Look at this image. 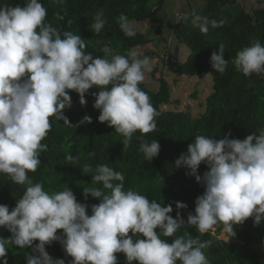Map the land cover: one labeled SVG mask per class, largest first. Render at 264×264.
Masks as SVG:
<instances>
[{"label": "clouds", "instance_id": "9594fccd", "mask_svg": "<svg viewBox=\"0 0 264 264\" xmlns=\"http://www.w3.org/2000/svg\"><path fill=\"white\" fill-rule=\"evenodd\" d=\"M53 2L65 4V0ZM47 15L41 0H26L23 7L0 6V173L26 186L11 211L0 205V228L11 233L9 239L0 238V264H8L9 246L32 248L26 264H65L45 251L54 241H60L71 264H118L117 253L125 255L127 264H211L204 251L211 240L201 241L187 232L176 235L185 227L179 211L174 219L171 204L162 206L137 190H125L123 173L107 164L95 168L85 164L82 169L84 174L93 173V186L83 190L85 199L90 195L100 201L92 205L91 215L69 188L50 194L42 182L34 183L29 177L47 151L42 141L52 129L50 118L73 127L63 114L71 108L70 91L79 95L83 105L88 91L99 89L94 94L98 120L123 137V146L130 145L137 132L142 136L154 132L161 115L139 87L152 71L148 56L136 49L122 55L106 47L104 57H94L85 51V39L46 22ZM55 19L63 21L64 16L58 12ZM183 19L178 17V22ZM190 22L206 35L226 21L210 20L193 10ZM117 23L125 36H136L135 22L127 16L121 14ZM106 24L98 12L90 29L99 34ZM225 47L219 43L218 53L210 58L211 67L220 75L228 66ZM233 63L245 76L264 75V45L253 41L236 54ZM84 122L92 121L85 116ZM230 135L220 140L197 135L175 161L176 168L190 169L187 174L197 183L201 182L199 166L204 163L209 169L203 178L205 191L195 201V215L187 217V225L201 234L215 233L222 224L223 233L232 238L234 225L250 217L256 225L264 220V128L243 140L229 139ZM139 150L151 162L160 144L144 140ZM65 160L71 164L75 158L67 154ZM176 208L187 205L176 202ZM173 237L171 242L165 239ZM35 241L39 243L33 247Z\"/></svg>", "mask_w": 264, "mask_h": 264}, {"label": "trees", "instance_id": "16d2710c", "mask_svg": "<svg viewBox=\"0 0 264 264\" xmlns=\"http://www.w3.org/2000/svg\"><path fill=\"white\" fill-rule=\"evenodd\" d=\"M164 2L165 0H65L64 5H58L53 0H41L48 11L46 22L62 32L71 31L80 35L86 40L85 51L94 57H104L103 50L106 47L122 55H127L132 49L146 47L150 41L144 34L137 32L135 37L125 36L117 19L123 14L134 22H158L157 13ZM25 3L26 0H0V6L23 7ZM203 4L201 9L191 8L184 16L185 19L179 22L177 19L173 27L174 38L189 49L187 58L174 70V75L193 78L211 74L210 93L208 90L203 96L202 91H197V88L189 91L187 98L192 101V105L183 107L181 99L173 96L177 89L175 81L169 82L159 77L157 91L146 88L144 83L140 84L139 87L150 96L153 106L161 115L156 118L157 128L154 132L144 136L137 132L133 135L131 144L123 146V137L113 127L98 120L100 111L94 108V94L99 89H90L84 97L86 103L83 105L79 95L70 91L71 108L63 110V114L73 127L64 125L63 121H56L54 117L50 118L52 129L42 141L48 145L47 151L41 154V165L37 171L28 175L34 183L42 182L44 190L50 194L69 188L77 202L88 206V215H91L92 205H98L100 201L90 195L85 199L83 190L93 186V173L84 174L82 169L85 164L93 168L98 164H107L123 173L125 190H137L150 201L155 200L162 206L171 204L174 219L179 211L185 227L176 235L187 232L192 238L211 240V246L204 250L211 264H264V220L256 225L250 217L243 224L234 225L236 235L232 238L223 233L222 224L216 227L215 233L203 234L187 225L189 213L195 215L197 197L205 191L203 178L209 169L204 163L199 166L197 175L201 177V182L197 183L194 176L187 174L190 169L175 167L176 159L187 152L188 145L197 135L203 134L220 140L231 133L229 139L243 140L254 132L258 134V130L264 128V75L245 76L237 71L233 63L236 54L253 41L264 45V8L259 4L258 7L246 10L237 0H204ZM193 10L210 20L226 22L222 27L210 28L206 35L202 34L199 29L191 26ZM58 12L64 16L63 21L55 19ZM98 12L103 13L107 24L96 34L92 32L90 25ZM219 43L225 44L224 59L228 61L223 75L217 74L211 67L210 58L213 52L218 53ZM193 105L199 107L197 113L191 109ZM85 116L90 117L92 122L81 123ZM144 140H157L160 144L159 154L151 162L145 161L139 150ZM90 152L95 155L90 157ZM67 154L75 158L74 163L70 164L65 160ZM25 190L26 186L18 185L7 175L0 173V205L8 206L11 211ZM176 202L186 204L187 208L178 210ZM57 235L62 236V230H58ZM10 237L11 233L7 229L0 228V238ZM165 239L171 242L174 237ZM224 239L235 241L226 242ZM38 243L39 241H35L33 247ZM9 247L8 264H26L25 257L32 254V248ZM257 247L263 249L257 251ZM45 251L53 259H63L65 264H71L72 258L66 255L60 241L46 245ZM115 255L118 264H127L123 253ZM133 264L137 262L134 261Z\"/></svg>", "mask_w": 264, "mask_h": 264}, {"label": "rangeland", "instance_id": "374dc122", "mask_svg": "<svg viewBox=\"0 0 264 264\" xmlns=\"http://www.w3.org/2000/svg\"><path fill=\"white\" fill-rule=\"evenodd\" d=\"M203 3L204 0H165L163 7L157 13L156 19L158 22H135L137 32L144 34L150 41L146 47L137 49V51L148 56L151 60L152 71L146 73V78L143 82L145 87L152 91H157L159 77H163L169 82L175 81L177 84L175 88L177 89L173 96L181 99L183 107L192 105V101L188 99L189 97L187 98L189 91L191 92V90L197 88V91H202L203 96L208 93V90L209 93L211 92L212 75L208 74V76L193 78L174 75V70L187 58L189 49L174 38L172 30L178 17H184L191 8L201 9L204 5ZM246 3H243L246 10L250 9V6H259L256 0H246ZM204 90L206 91L204 92ZM193 104L196 103L193 102ZM191 109L195 113L199 111V107L195 105ZM226 240L229 241V239ZM261 249L263 247L255 248L257 251Z\"/></svg>", "mask_w": 264, "mask_h": 264}, {"label": "crops", "instance_id": "0c3cea01", "mask_svg": "<svg viewBox=\"0 0 264 264\" xmlns=\"http://www.w3.org/2000/svg\"><path fill=\"white\" fill-rule=\"evenodd\" d=\"M238 1V4L240 3V4H242V5H244L245 6V4H243V3H246V0H237ZM256 2H258V1H256ZM247 4V3H246ZM260 3L258 2V5H259ZM250 6V5H249ZM252 6H250V8H251ZM249 8V7H248Z\"/></svg>", "mask_w": 264, "mask_h": 264}, {"label": "built area", "instance_id": "2783aa9c", "mask_svg": "<svg viewBox=\"0 0 264 264\" xmlns=\"http://www.w3.org/2000/svg\"><path fill=\"white\" fill-rule=\"evenodd\" d=\"M258 2H260V5L264 8V0H256Z\"/></svg>", "mask_w": 264, "mask_h": 264}]
</instances>
